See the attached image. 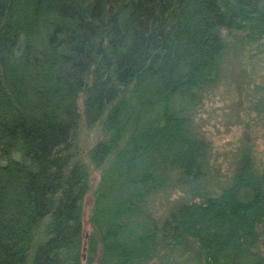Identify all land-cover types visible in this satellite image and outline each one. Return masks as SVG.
I'll return each mask as SVG.
<instances>
[{
  "label": "trees",
  "instance_id": "trees-1",
  "mask_svg": "<svg viewBox=\"0 0 264 264\" xmlns=\"http://www.w3.org/2000/svg\"><path fill=\"white\" fill-rule=\"evenodd\" d=\"M225 33L259 46L264 0H0V264H264V168L243 146L214 194L191 115L223 77ZM82 124L103 134L90 163ZM172 190L191 199L157 218Z\"/></svg>",
  "mask_w": 264,
  "mask_h": 264
},
{
  "label": "rangeland",
  "instance_id": "rangeland-1",
  "mask_svg": "<svg viewBox=\"0 0 264 264\" xmlns=\"http://www.w3.org/2000/svg\"><path fill=\"white\" fill-rule=\"evenodd\" d=\"M226 38L232 46L224 62L223 77L191 113L196 130L212 146L211 176L206 187L213 189L214 194L219 193L229 182L243 146H253L258 164L264 168V40L259 46L242 47L228 35ZM256 85L260 86L259 90H256ZM102 137L99 126L89 129L82 124L80 138L87 163H90L88 150ZM90 167L91 188L85 198L83 214L86 236L93 229L91 215L96 200L95 191L102 175L101 170L95 169L93 165ZM189 199L191 197L183 190L161 192L152 198L151 209L157 218L162 217L172 205ZM166 251L162 250L149 264H191L180 255L179 250L169 255ZM84 264H87L86 256Z\"/></svg>",
  "mask_w": 264,
  "mask_h": 264
}]
</instances>
